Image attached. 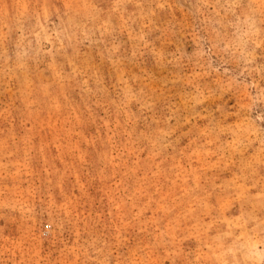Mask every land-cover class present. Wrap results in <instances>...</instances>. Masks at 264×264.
I'll return each mask as SVG.
<instances>
[{
  "label": "rangeland",
  "instance_id": "rangeland-1",
  "mask_svg": "<svg viewBox=\"0 0 264 264\" xmlns=\"http://www.w3.org/2000/svg\"><path fill=\"white\" fill-rule=\"evenodd\" d=\"M0 264H264V0H0Z\"/></svg>",
  "mask_w": 264,
  "mask_h": 264
}]
</instances>
